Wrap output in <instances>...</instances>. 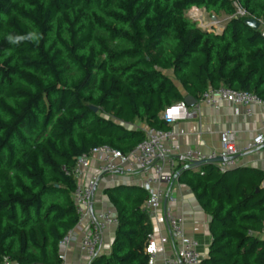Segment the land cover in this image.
<instances>
[{
	"label": "trees",
	"instance_id": "obj_1",
	"mask_svg": "<svg viewBox=\"0 0 264 264\" xmlns=\"http://www.w3.org/2000/svg\"><path fill=\"white\" fill-rule=\"evenodd\" d=\"M193 8L227 16L224 32L200 28ZM247 18L264 26V0H0V264L60 263L77 159L103 145L128 153L144 138L136 121L167 131L160 113L209 88L264 100V38ZM190 171L210 218L200 264H264V173ZM107 192L115 236L89 264H148L146 193Z\"/></svg>",
	"mask_w": 264,
	"mask_h": 264
},
{
	"label": "built area",
	"instance_id": "obj_2",
	"mask_svg": "<svg viewBox=\"0 0 264 264\" xmlns=\"http://www.w3.org/2000/svg\"><path fill=\"white\" fill-rule=\"evenodd\" d=\"M234 6L237 9L236 16L245 17V12L240 9L236 2H234ZM209 30L212 33L221 32V30L212 29V25ZM259 31L261 37L264 38V26L261 25ZM199 103L212 109H218L222 104L240 106L245 109L247 115H250L251 106L262 102L254 94L219 87L209 88L201 95ZM197 116L198 108L196 105L188 108L184 101H180L166 107L160 113L159 118L167 127H170L179 121L196 119ZM142 131L144 133L143 140L128 153L122 154L118 150L103 145L93 149L88 156L77 159L73 170L76 188L72 199L78 220L75 228L69 231L59 243L60 249H66L70 244L78 242L80 252L89 262L99 255L102 234L108 227L116 226L117 217L110 211L92 214L90 210L92 198L100 177H111L120 169L124 168L127 172H138L143 175L141 186L147 199L142 208L150 218L156 217L164 199L161 186L173 183L179 176L178 170L166 171V166L168 163L170 164V159L174 155L181 154L177 146L167 143L168 138L172 135L170 130L162 131L147 128ZM262 145H264V131L258 133L243 148L236 147L231 136L222 133L220 135L221 149L217 156L187 151L181 157L187 164L186 167L193 162H213L219 158L222 162L214 164L218 166L220 171H225L237 167L236 159L239 155L254 152ZM92 159H96L99 165L96 173L86 177V171L89 169ZM199 175L202 176V172H199ZM163 218L174 251L172 256L162 260V264H200L203 257L197 252V243L185 235L183 219L171 211H165ZM85 221L87 222V229L81 236H78L77 230L82 227ZM145 252L148 256V264H156L158 245L152 234L148 237ZM59 261V264H64L65 257L61 253H59ZM3 264L13 263L4 261Z\"/></svg>",
	"mask_w": 264,
	"mask_h": 264
},
{
	"label": "crops",
	"instance_id": "obj_3",
	"mask_svg": "<svg viewBox=\"0 0 264 264\" xmlns=\"http://www.w3.org/2000/svg\"><path fill=\"white\" fill-rule=\"evenodd\" d=\"M214 20V19H213ZM222 34L226 27V20L219 22ZM261 104L251 106V114L247 115L245 109L240 106L222 104L218 109L208 108L196 101L193 106L198 108L196 119L179 121L168 127L172 135L167 143L179 148L182 155L187 151H197L204 155L220 153V135L227 133L231 136L234 144L238 148L245 147L253 138L264 131V100ZM192 106V107H193ZM181 155H174L170 159V164L166 166V171L170 169L178 170L179 176L169 185H162L164 199L161 209L156 217L150 218L151 234L158 245L156 264H162L165 257L173 255L174 247L170 241L167 226L163 214L171 211L181 217L184 222L185 235L197 243V252L204 258L207 255L211 242L209 233L210 218L200 208L192 190L186 184L188 174L182 175L187 164ZM237 167L257 170L264 173V145L254 152L239 155L237 157ZM98 162L96 159L90 161V167L86 171V177L96 173ZM209 164L191 167L190 174H197L201 169ZM186 167V168H185ZM189 167V166H188ZM143 175L138 172H127L124 168L110 176L100 177L91 203V213L110 211L116 215V211L110 200L107 191L118 187H139L142 189ZM264 188V183H262ZM87 229L85 221L77 230L81 236ZM116 226H110L102 234V242L99 255L108 256L115 236ZM264 239V232L259 234ZM79 239V238H78ZM64 255V264H89L86 257L80 252L78 242L70 244L66 249H60Z\"/></svg>",
	"mask_w": 264,
	"mask_h": 264
},
{
	"label": "rangeland",
	"instance_id": "obj_4",
	"mask_svg": "<svg viewBox=\"0 0 264 264\" xmlns=\"http://www.w3.org/2000/svg\"><path fill=\"white\" fill-rule=\"evenodd\" d=\"M235 7V6H234ZM236 9V7H235ZM237 12V9H236ZM186 16L193 21L198 23V26L202 29L209 30V27L212 25V29H219L220 23L224 20H228L227 16L224 14L215 15L213 13H207L204 9H197L193 8L186 12ZM214 19V20H213ZM211 32V31H210ZM135 128H138L140 130H146L147 127L144 125V123L140 121H136Z\"/></svg>",
	"mask_w": 264,
	"mask_h": 264
},
{
	"label": "water",
	"instance_id": "obj_5",
	"mask_svg": "<svg viewBox=\"0 0 264 264\" xmlns=\"http://www.w3.org/2000/svg\"><path fill=\"white\" fill-rule=\"evenodd\" d=\"M243 23L247 27L251 28L253 31H258L259 28H260V26H261V24L258 21H256L255 19H253V18H247V19L244 20ZM184 102H185V104H186V106L188 108L192 107L196 103V101L193 98H191V97H186L185 100H184ZM90 109L94 113H97V111H98V109L97 108H94V107H90ZM220 162H222V160L219 159V158L216 159V160H214L213 162H208V161H206V162H193L186 169H189L191 167L203 166V165H206V164L220 163Z\"/></svg>",
	"mask_w": 264,
	"mask_h": 264
}]
</instances>
